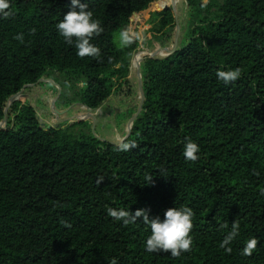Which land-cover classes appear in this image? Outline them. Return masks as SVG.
Returning <instances> with one entry per match:
<instances>
[{"label":"trees","instance_id":"1","mask_svg":"<svg viewBox=\"0 0 264 264\" xmlns=\"http://www.w3.org/2000/svg\"><path fill=\"white\" fill-rule=\"evenodd\" d=\"M183 1L175 48L140 62L143 95L129 116L140 111L122 137L138 146L123 152L84 121L45 127L30 103L9 99L47 73L66 106L93 112L131 94L140 40L122 47L119 33L165 2L80 0L104 28L91 40L97 59L80 58L57 31L71 0H11L14 15L0 18V264H264V0ZM149 17L151 38L171 48V7ZM236 68L238 80L217 78ZM185 138L200 148L195 162L183 155ZM173 207L195 214L192 249L179 257L147 252L148 225L107 213L145 209L163 220ZM236 220L228 254L220 243Z\"/></svg>","mask_w":264,"mask_h":264},{"label":"clouds","instance_id":"2","mask_svg":"<svg viewBox=\"0 0 264 264\" xmlns=\"http://www.w3.org/2000/svg\"><path fill=\"white\" fill-rule=\"evenodd\" d=\"M72 9L63 18V21L56 24L57 31L64 41L74 46L77 50V55L80 58L93 57L99 58L101 56L100 48L93 45L91 40L93 37L99 36L103 33L104 28L98 19L93 18V11L89 10L87 3H80V0H71ZM11 0H0V18L8 19L14 15L11 10ZM79 11H76V9ZM36 29L31 30V34H35ZM14 39L18 40L21 44L24 43V34H17ZM138 39L136 33L129 30H122L119 33V43L122 47L131 46L134 41ZM111 62V58H109ZM217 78L225 84L238 80L241 76V69L217 71ZM183 155L188 161L195 162L199 159L197 155L200 148L197 143L193 142L190 138H185ZM138 145L134 141H122L117 145V150L127 152L136 148ZM149 184H151L153 177H148ZM103 181V177L98 178L97 184ZM264 195V192L261 193ZM107 213L110 217L117 221H123L124 225L136 223L141 221L148 225L151 229V235L146 241V251L149 253L165 252L171 253L172 257H179L182 252H190L193 245V239L190 235L193 229L194 211L189 207L169 208L164 213V219L159 217L150 218L148 211L145 209H138L133 214L129 210L120 208H108ZM65 227L70 228L71 224L64 223ZM222 227H227L223 225ZM240 224L236 220L231 225V231L220 243V248L225 249L228 254H231L232 248L227 247L239 235ZM258 240L253 237L246 242L242 254L251 256L253 251L256 250ZM111 264H117V260L113 258Z\"/></svg>","mask_w":264,"mask_h":264},{"label":"rangeland","instance_id":"3","mask_svg":"<svg viewBox=\"0 0 264 264\" xmlns=\"http://www.w3.org/2000/svg\"><path fill=\"white\" fill-rule=\"evenodd\" d=\"M165 2L161 8L150 6V8L141 15L132 19L131 24L126 28L130 32L136 33L140 40L139 48L131 60V79L133 90L129 95L117 96L115 99L107 101L100 109L88 111L78 104L66 106L59 95L62 89L55 82L54 74H44L38 80V83L26 85L16 98L22 99L26 104L30 103L35 109L37 117L42 125L60 124L66 127L70 123L78 120L84 121L91 127V133L100 141H106L111 144H118L122 137L129 134L132 125V118H135L137 112L131 118L129 114L135 110L136 104L141 99L139 64L144 57L164 55L170 48L161 49L159 44L151 38L150 32L152 24L150 23L149 13L159 11L163 7H171L174 17V39L173 45L177 44L178 36L182 31L181 22L184 18L185 3L183 0H160ZM139 60V61H138ZM94 118V120L91 119ZM6 124V123H5ZM1 125H3L1 123Z\"/></svg>","mask_w":264,"mask_h":264},{"label":"water","instance_id":"4","mask_svg":"<svg viewBox=\"0 0 264 264\" xmlns=\"http://www.w3.org/2000/svg\"><path fill=\"white\" fill-rule=\"evenodd\" d=\"M175 43H176V41H174ZM175 48V44L170 48V49H168L167 51L169 52V51H171L172 49H174ZM150 57H153V56H150ZM140 65V64H139ZM138 65V66H139ZM141 89V88H140ZM141 91V96L143 95V93H142V90H140ZM19 94V93H18ZM18 94H16V95H18ZM16 95H14V96H12L10 99H9V103H11V101L13 100V99H15V97H16ZM142 98V97H141ZM139 111H140V107L138 108V112H137V114L139 113ZM132 119H134V118H132ZM1 123L3 124V125H1ZM0 123V128L1 129H3L4 127H5V120H3L2 122Z\"/></svg>","mask_w":264,"mask_h":264},{"label":"crops","instance_id":"5","mask_svg":"<svg viewBox=\"0 0 264 264\" xmlns=\"http://www.w3.org/2000/svg\"><path fill=\"white\" fill-rule=\"evenodd\" d=\"M92 120H94V118L91 117Z\"/></svg>","mask_w":264,"mask_h":264},{"label":"bare ground","instance_id":"6","mask_svg":"<svg viewBox=\"0 0 264 264\" xmlns=\"http://www.w3.org/2000/svg\"><path fill=\"white\" fill-rule=\"evenodd\" d=\"M139 61V60H138Z\"/></svg>","mask_w":264,"mask_h":264}]
</instances>
